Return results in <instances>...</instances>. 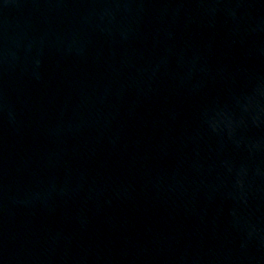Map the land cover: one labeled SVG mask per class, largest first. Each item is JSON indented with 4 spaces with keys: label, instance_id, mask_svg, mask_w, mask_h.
<instances>
[{
    "label": "water",
    "instance_id": "95a60500",
    "mask_svg": "<svg viewBox=\"0 0 264 264\" xmlns=\"http://www.w3.org/2000/svg\"><path fill=\"white\" fill-rule=\"evenodd\" d=\"M0 264H264V0H0Z\"/></svg>",
    "mask_w": 264,
    "mask_h": 264
}]
</instances>
